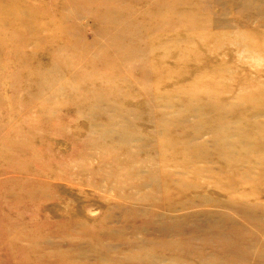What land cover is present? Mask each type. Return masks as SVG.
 <instances>
[{
    "label": "rangeland",
    "instance_id": "obj_1",
    "mask_svg": "<svg viewBox=\"0 0 264 264\" xmlns=\"http://www.w3.org/2000/svg\"><path fill=\"white\" fill-rule=\"evenodd\" d=\"M0 264H264V0H0Z\"/></svg>",
    "mask_w": 264,
    "mask_h": 264
}]
</instances>
